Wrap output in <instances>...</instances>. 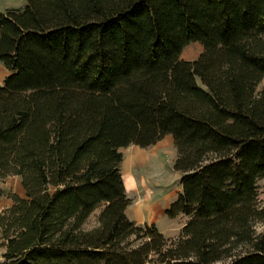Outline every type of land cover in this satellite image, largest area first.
Here are the masks:
<instances>
[{"label":"trees","instance_id":"1","mask_svg":"<svg viewBox=\"0 0 264 264\" xmlns=\"http://www.w3.org/2000/svg\"><path fill=\"white\" fill-rule=\"evenodd\" d=\"M26 1L0 12V178L25 196L0 211V264H264V0ZM166 134L174 238L127 218L120 170Z\"/></svg>","mask_w":264,"mask_h":264},{"label":"crops","instance_id":"2","mask_svg":"<svg viewBox=\"0 0 264 264\" xmlns=\"http://www.w3.org/2000/svg\"><path fill=\"white\" fill-rule=\"evenodd\" d=\"M121 151L123 153L121 178H123L125 193L131 200L125 209L127 218L137 225H155L164 237H177L187 218H183L182 222L180 217L184 215L167 217L165 211L181 192V187L166 188L161 197V192H155L158 187L154 184L158 185V182L146 174L152 165L159 166L162 163L160 158L166 154L172 155L175 159L176 148L173 136L166 134L163 139L146 148L131 144L122 147ZM175 175L180 177L178 172H175ZM156 218L161 224L156 222Z\"/></svg>","mask_w":264,"mask_h":264},{"label":"rangeland","instance_id":"3","mask_svg":"<svg viewBox=\"0 0 264 264\" xmlns=\"http://www.w3.org/2000/svg\"><path fill=\"white\" fill-rule=\"evenodd\" d=\"M26 0H0V12H4L6 9L14 8H23L26 5ZM202 52V45L199 42H193L186 45L180 53L181 59L194 61L198 57V55ZM8 74V71L5 69L4 65L0 63V83L4 80V76ZM264 79L260 83V87ZM165 157V158H164ZM161 162L159 166H153L146 172L148 177L152 178V180H156L158 185L154 184L158 189L155 192L160 193V196L163 195V190L166 188H175V186L179 185V178L175 175V172L172 169V164L174 163V157L172 155L166 154L162 158H160ZM121 170V167H120ZM256 189L259 204L264 206V176L259 177L256 182ZM15 194L22 197L24 196V188L22 186V182L20 181L19 176L8 175L0 178V211H3L4 208L10 206L12 204V199L10 195ZM162 197V196H161ZM103 204L98 205L93 213L86 219L84 222V227L86 229H90L96 225V220L99 213L102 211ZM158 217V216H157ZM186 219L187 217L184 215L180 217V221ZM156 222L161 224L159 220L156 218ZM183 222V221H182ZM256 234L264 231V221L259 220L254 224ZM133 239V236L130 237ZM1 244V239H0ZM3 248L0 246V255L3 252ZM1 259V257H0ZM145 264H152L147 262Z\"/></svg>","mask_w":264,"mask_h":264}]
</instances>
